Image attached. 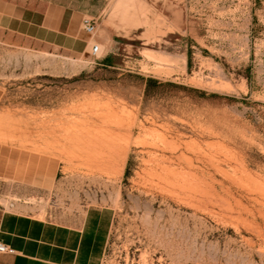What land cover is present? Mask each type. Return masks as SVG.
Listing matches in <instances>:
<instances>
[{"label":"rangeland","instance_id":"rangeland-1","mask_svg":"<svg viewBox=\"0 0 264 264\" xmlns=\"http://www.w3.org/2000/svg\"><path fill=\"white\" fill-rule=\"evenodd\" d=\"M15 1L95 26L83 53L0 30V154L25 177L0 176V213L106 208L101 264H264V0Z\"/></svg>","mask_w":264,"mask_h":264},{"label":"crops","instance_id":"crops-1","mask_svg":"<svg viewBox=\"0 0 264 264\" xmlns=\"http://www.w3.org/2000/svg\"><path fill=\"white\" fill-rule=\"evenodd\" d=\"M78 19L81 17L74 10L39 9L33 4L0 0V30L73 53H83L90 40L89 33L82 27L84 18L80 24ZM27 162L34 169L27 174L36 175L33 181L37 179L45 185L54 183L51 173L41 172L40 175L36 171L52 165L50 159L28 156ZM21 163L20 154L13 161L9 154H0V176L18 181L25 179ZM110 225L111 213L103 207L89 208L68 222L39 218L30 211H2L0 242L13 250L10 254L40 264H101Z\"/></svg>","mask_w":264,"mask_h":264},{"label":"built area","instance_id":"built-area-1","mask_svg":"<svg viewBox=\"0 0 264 264\" xmlns=\"http://www.w3.org/2000/svg\"><path fill=\"white\" fill-rule=\"evenodd\" d=\"M94 26H95V24L92 20L86 19V18H84L82 20V27L87 33L92 34L93 30H94ZM97 51H98V45L93 44L91 46V53L95 54ZM12 252H13V250L10 247H8L7 245L0 242V253L10 254Z\"/></svg>","mask_w":264,"mask_h":264},{"label":"bare ground","instance_id":"bare-ground-1","mask_svg":"<svg viewBox=\"0 0 264 264\" xmlns=\"http://www.w3.org/2000/svg\"><path fill=\"white\" fill-rule=\"evenodd\" d=\"M99 48H100V46L98 45V51H99ZM98 51H97V52H98Z\"/></svg>","mask_w":264,"mask_h":264}]
</instances>
